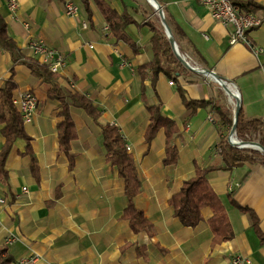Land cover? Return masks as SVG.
I'll use <instances>...</instances> for the list:
<instances>
[{"label": "crops", "instance_id": "obj_1", "mask_svg": "<svg viewBox=\"0 0 264 264\" xmlns=\"http://www.w3.org/2000/svg\"><path fill=\"white\" fill-rule=\"evenodd\" d=\"M106 1L119 13L128 9L138 22L126 29L138 46L137 52L128 43L105 36L107 23L94 0H90V21L83 0H17L16 11L10 9L9 0H0L8 33L22 52L33 57L29 40H44L66 58L67 64L57 73L59 87L65 94L86 95L101 111L98 124L84 109L70 108L77 132L71 142L75 156L71 166L60 150L57 124L63 120L62 107L58 100L48 97L52 84L32 76L25 65L15 66L17 88L13 96L32 91L39 100L38 112L25 124L37 168L34 173L31 157L23 154L26 142L18 139L6 161L7 183L0 180V197L6 199L0 204V245L16 263L32 257L30 264H233V258L240 255L251 264H264V244L252 217L237 207L253 212L264 234L263 165L246 163L208 174L235 232L228 242L213 243L210 207L202 208L203 220L197 226L188 227L175 216L169 203L183 183L196 175L198 166L222 164L218 148L227 134L210 107L200 108L189 117L191 111L177 84L189 100L216 102L233 118L238 100H231L216 80L202 72L181 75L177 83L161 73L155 90L148 77L147 104H160L162 115L174 120L180 129L174 139L179 160L175 165H164L165 129L146 142L150 113L141 96L139 73V67L154 57L153 32L146 25L153 17L152 5L148 0ZM156 1L164 17L174 19L204 58L200 62L188 53L191 63L230 84L231 90L238 92L245 115L264 123V0H233L259 6L253 13L262 24L248 33L259 53L244 44L231 45L228 29L196 0ZM68 3L78 7L76 16L67 15ZM12 65L11 55L0 48V87L10 77ZM107 124L116 125L130 147L142 185L134 205L153 224L152 233L137 234L122 218L129 201L125 180L106 158L101 126ZM3 127L0 124V152L5 144ZM231 193L234 203L229 198ZM138 246L146 247L148 260L138 255Z\"/></svg>", "mask_w": 264, "mask_h": 264}, {"label": "trees", "instance_id": "obj_2", "mask_svg": "<svg viewBox=\"0 0 264 264\" xmlns=\"http://www.w3.org/2000/svg\"><path fill=\"white\" fill-rule=\"evenodd\" d=\"M94 1L107 23L105 36H111L117 41H124L137 52L138 46L128 36L126 29L129 25L138 24V22L129 13L128 9L119 13L106 0ZM234 2L248 12H255L259 9L257 4L250 1ZM83 3L88 20L90 21L92 17L90 0H83ZM149 7L151 8L153 17L147 21L146 25H148L153 32L151 43L154 57L152 61L139 67V73L142 76L141 96L150 113V124L147 128L145 137L146 142L150 143L160 129H165L167 140L166 155L163 163L169 166L175 165L179 160V150L174 144V139L180 133V129L174 120L162 115L160 104H147L148 98L145 80L150 77L152 87L155 90L156 82L161 73L177 83L178 77L192 71L186 68L184 62L175 52L172 43L166 35L162 17L152 6ZM164 19L171 29L179 52L184 55L190 53L198 58L200 62H204V58L200 52L195 48L190 38L174 19L168 15H165ZM0 48L11 55L13 63L10 70V77L6 79L0 87V124L4 125L2 134L5 137V144L0 152V180L7 183L8 175L6 171V161L18 139H22L26 142L25 152L23 154L31 157L34 173L37 168V159L31 147L32 139L27 134L25 123L12 102L13 92L17 88V84L14 80L16 65H25L30 69L32 76L43 82L52 84L48 92V97L58 100L62 107L60 116L63 117V120L57 124L60 150L68 156L70 165L72 166L75 156L71 153V142L77 138V132L70 114V108L73 106L84 109L98 124L101 111L94 106L93 102L86 95L78 92L65 94L58 85L59 75L57 73H53L47 65L40 63L33 57L26 56L22 52L17 42L8 33L7 22L1 14ZM177 88L187 109L191 111L189 117L195 115L200 108L210 107V110L214 111L219 116V126L220 128H225L227 134L222 137V141L218 148L222 164L212 165L206 168L198 166L196 168V175L183 183L180 192L174 195L169 200V203L174 209L175 216L178 217L184 226L188 227L197 226L203 220L202 208L210 207L213 211V216L209 220L210 227L214 234L213 243L221 244L228 242L233 239L235 232L228 218L224 203L213 190L208 180V174L220 169L231 170L244 166L246 163H259L264 166V151L252 148H240L239 146L232 145L228 137L234 127L235 116L233 118L226 108L216 102L189 100L182 86L177 84ZM101 127L103 129L104 146L107 150V161L118 168L120 177L125 180V195L128 198L129 204L122 218L129 221L135 233L138 234L144 231L152 233L153 224L148 220L143 211L139 210L134 205V198L140 193L142 186L134 158L127 150L125 140L116 125L107 124ZM235 132L241 139H246V135H251L252 133H260V145L264 148V123L261 119L247 117L242 106H240L239 109ZM229 198L234 203L232 193L229 195ZM237 207L241 211H248L250 213L256 234L261 243L264 244V234L260 228L258 217L247 208H243L238 204ZM137 253L140 257H144L146 260L149 259L146 253V247L138 246ZM0 264H16L14 258L8 253V249L3 245H0Z\"/></svg>", "mask_w": 264, "mask_h": 264}, {"label": "built area", "instance_id": "obj_3", "mask_svg": "<svg viewBox=\"0 0 264 264\" xmlns=\"http://www.w3.org/2000/svg\"><path fill=\"white\" fill-rule=\"evenodd\" d=\"M199 4L205 6L211 13L212 17L219 21L228 29L229 42L231 45L244 44L249 46L254 52L259 53V49L256 48L251 39L249 38V32L258 28L262 24V19L253 12L243 10L233 0H196ZM9 6L12 11H16L18 7L17 0H9ZM78 14V7L73 3L67 4V15L76 16ZM87 26V24H84ZM25 27H29V24H25ZM107 29V28H106ZM28 47L32 56L40 63L45 64L53 73H58L59 70L64 67L66 58L59 54L56 50L49 47L48 44L42 39L32 38L28 42ZM178 55L181 56L186 63L195 70L202 71L198 67H195L189 59V56L181 54L178 51ZM228 86L230 84H227ZM238 98V97H236ZM237 107L239 104V99ZM12 102L17 111L20 113L25 124L32 122L34 115L39 110L38 97L32 91H26L12 97ZM260 133H252L246 135V139H240L236 132L229 136V142L232 145L240 146L247 142L252 145L260 144ZM255 147H257L255 145ZM255 149V148H252ZM127 150L130 147L127 146ZM6 203L4 197H0V204ZM12 240H9V242ZM34 258L21 259L16 264H30ZM233 264H251V261L243 256H235L233 258Z\"/></svg>", "mask_w": 264, "mask_h": 264}, {"label": "water", "instance_id": "obj_4", "mask_svg": "<svg viewBox=\"0 0 264 264\" xmlns=\"http://www.w3.org/2000/svg\"><path fill=\"white\" fill-rule=\"evenodd\" d=\"M148 2L155 8V10L159 13V15L162 17L163 19V24H164V27H165V31H166V35L169 39V41L172 43L173 47H174V50L175 52L177 53L178 55V46L177 44L175 43L174 41V38H173V35H172V32H171V29L170 27L168 26V24L166 23L165 21V17H164V14H163V10L161 8V6L159 5V3L156 1V0H148ZM180 58L181 56L178 55ZM181 60L184 62L185 66L187 69L191 70V71H198V70H195L194 68L190 67L185 60H183L181 58ZM198 72H202L206 75H209L212 79L216 80L225 90L228 94H232V90L231 88L227 85L228 83L226 81H224L223 79H221L220 77H218L216 74H214V72L210 71V70H202V71H198ZM239 109H240V105L237 107V111H236V115H235V123H234V127L232 128V131H231V134L233 135L235 133V127H236V121H237V118H238V114H239ZM255 145L257 147H255ZM255 145H252L250 143H243L241 144L239 147L240 148H255L256 150H259V151H264V148L258 143V144H255Z\"/></svg>", "mask_w": 264, "mask_h": 264}, {"label": "rangeland", "instance_id": "obj_5", "mask_svg": "<svg viewBox=\"0 0 264 264\" xmlns=\"http://www.w3.org/2000/svg\"><path fill=\"white\" fill-rule=\"evenodd\" d=\"M143 1H145L146 2V0H143ZM162 21H163V19H162ZM163 23V22H162ZM164 25V24H163ZM165 28V27H164ZM194 65V64H193ZM232 90H234V88H232ZM229 96V98L231 99V100H233V101H236L238 98H236V97H234V96H232L231 94H229L228 95ZM239 137V136H238ZM240 138V137H239ZM241 139V138H240ZM242 140H244L243 138H242Z\"/></svg>", "mask_w": 264, "mask_h": 264}, {"label": "bare ground", "instance_id": "obj_6", "mask_svg": "<svg viewBox=\"0 0 264 264\" xmlns=\"http://www.w3.org/2000/svg\"><path fill=\"white\" fill-rule=\"evenodd\" d=\"M231 95L234 97H239L238 92L236 90H233Z\"/></svg>", "mask_w": 264, "mask_h": 264}]
</instances>
